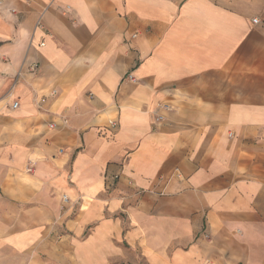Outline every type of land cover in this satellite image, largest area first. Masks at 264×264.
Returning a JSON list of instances; mask_svg holds the SVG:
<instances>
[{
	"label": "crops",
	"instance_id": "1",
	"mask_svg": "<svg viewBox=\"0 0 264 264\" xmlns=\"http://www.w3.org/2000/svg\"><path fill=\"white\" fill-rule=\"evenodd\" d=\"M121 262L264 264V0H0V264Z\"/></svg>",
	"mask_w": 264,
	"mask_h": 264
},
{
	"label": "built area",
	"instance_id": "2",
	"mask_svg": "<svg viewBox=\"0 0 264 264\" xmlns=\"http://www.w3.org/2000/svg\"><path fill=\"white\" fill-rule=\"evenodd\" d=\"M253 22H257V19H256V18H253ZM29 69H30L31 72H34L35 69H36V65H34V64L31 65ZM44 100H45L44 97L40 99V101H44ZM17 105H18L17 102H14V103L12 104L13 107H16ZM49 126H50V127H53L54 125H53L52 123H50ZM110 126H112V127H116V126H117V123L111 121V122H110ZM66 199H67L66 196L63 195V200H66ZM203 264H205V263H203Z\"/></svg>",
	"mask_w": 264,
	"mask_h": 264
},
{
	"label": "rangeland",
	"instance_id": "3",
	"mask_svg": "<svg viewBox=\"0 0 264 264\" xmlns=\"http://www.w3.org/2000/svg\"><path fill=\"white\" fill-rule=\"evenodd\" d=\"M121 264H124V263L121 262Z\"/></svg>",
	"mask_w": 264,
	"mask_h": 264
}]
</instances>
